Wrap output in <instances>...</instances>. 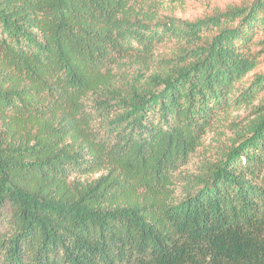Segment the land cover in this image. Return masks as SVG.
<instances>
[{
    "label": "trees",
    "instance_id": "16d2710c",
    "mask_svg": "<svg viewBox=\"0 0 264 264\" xmlns=\"http://www.w3.org/2000/svg\"><path fill=\"white\" fill-rule=\"evenodd\" d=\"M137 2L0 0V264H264V73L239 86L264 0L193 20Z\"/></svg>",
    "mask_w": 264,
    "mask_h": 264
},
{
    "label": "rangeland",
    "instance_id": "374dc122",
    "mask_svg": "<svg viewBox=\"0 0 264 264\" xmlns=\"http://www.w3.org/2000/svg\"><path fill=\"white\" fill-rule=\"evenodd\" d=\"M242 0H183L180 3H173L171 0H138L136 7H140L142 11H156L162 16H175L183 20H193L205 17L218 10H224L227 6L238 3ZM175 43L168 42L158 47L159 55H170ZM251 51L257 53V58L260 59L259 67L255 72H252L248 77L240 82V87L249 85L257 76L256 73H264V31H259L253 43L250 46ZM260 99L263 94H260ZM259 100L254 101L253 105H257ZM233 107L227 114H221L222 123L216 124L209 131L204 139V144L192 156L188 165L185 166L180 173L177 182L176 195L184 193L185 184L192 177L197 176L202 170L203 165L207 161L215 160L224 148L230 143V139L235 132L234 124L236 122L245 123L251 115V106ZM233 122V124H232Z\"/></svg>",
    "mask_w": 264,
    "mask_h": 264
}]
</instances>
